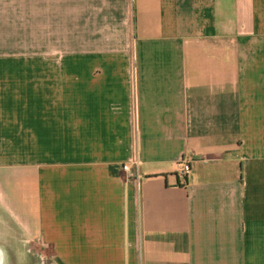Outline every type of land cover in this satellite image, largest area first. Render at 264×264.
I'll list each match as a JSON object with an SVG mask.
<instances>
[{
	"label": "crops",
	"instance_id": "obj_1",
	"mask_svg": "<svg viewBox=\"0 0 264 264\" xmlns=\"http://www.w3.org/2000/svg\"><path fill=\"white\" fill-rule=\"evenodd\" d=\"M42 247L264 264V0H0V264Z\"/></svg>",
	"mask_w": 264,
	"mask_h": 264
},
{
	"label": "built area",
	"instance_id": "obj_2",
	"mask_svg": "<svg viewBox=\"0 0 264 264\" xmlns=\"http://www.w3.org/2000/svg\"><path fill=\"white\" fill-rule=\"evenodd\" d=\"M134 165L137 166V162H134ZM121 168L123 170H125V171H129L130 170L129 164H122ZM190 169H191V167H190L189 162L184 161L182 163V166H181L180 170H179L180 176L181 177H186L187 174L190 172ZM135 176L138 177L137 172L135 173Z\"/></svg>",
	"mask_w": 264,
	"mask_h": 264
},
{
	"label": "rangeland",
	"instance_id": "obj_3",
	"mask_svg": "<svg viewBox=\"0 0 264 264\" xmlns=\"http://www.w3.org/2000/svg\"><path fill=\"white\" fill-rule=\"evenodd\" d=\"M44 250H46V251H44ZM48 253H49V250H47V248L42 247L40 252L38 254H36L35 257L30 258V259H32L31 263L32 264H50V261L46 260V257H47L46 255H48Z\"/></svg>",
	"mask_w": 264,
	"mask_h": 264
}]
</instances>
